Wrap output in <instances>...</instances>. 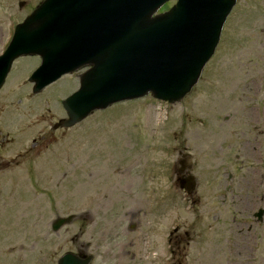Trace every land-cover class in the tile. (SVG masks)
Listing matches in <instances>:
<instances>
[{"label": "rangeland", "instance_id": "374dc122", "mask_svg": "<svg viewBox=\"0 0 264 264\" xmlns=\"http://www.w3.org/2000/svg\"><path fill=\"white\" fill-rule=\"evenodd\" d=\"M42 1L0 0V54ZM39 66L19 59L0 89V132L9 135H0V264H39L49 223L72 212L90 214L93 249L108 264H241L234 240L231 261L232 235L264 257V221L237 232L244 214L264 210V0H237L197 85L175 105L147 96L53 133L89 68L33 94ZM181 152L199 182L191 200L177 182ZM234 195L248 199L246 211ZM176 226L192 239L176 243Z\"/></svg>", "mask_w": 264, "mask_h": 264}, {"label": "water", "instance_id": "95a60500", "mask_svg": "<svg viewBox=\"0 0 264 264\" xmlns=\"http://www.w3.org/2000/svg\"><path fill=\"white\" fill-rule=\"evenodd\" d=\"M168 1L44 0L16 27L0 57V89L23 56L42 60L30 78L35 94L89 67L79 76V89L63 101L67 119L54 129L71 128L97 110L149 94L181 102L213 56L236 0H177L156 15ZM190 186L189 194L196 183ZM69 221L55 222L54 230ZM59 264L78 263L68 254Z\"/></svg>", "mask_w": 264, "mask_h": 264}, {"label": "flooded vegetation", "instance_id": "af4514ba", "mask_svg": "<svg viewBox=\"0 0 264 264\" xmlns=\"http://www.w3.org/2000/svg\"><path fill=\"white\" fill-rule=\"evenodd\" d=\"M55 133V132H53ZM0 135H2V132H0ZM9 135L7 136L2 135V141L1 143H4L8 139ZM44 140V137H40V139L36 140L34 139L32 144L30 145V149L34 150L39 147L40 143ZM48 143V142H47ZM189 155H185L181 157V160L179 161V165L181 166L180 170L178 171L177 175V181L179 187L185 183L186 179L190 178L192 175L191 168L192 163L186 164V157ZM231 189H236L231 186ZM232 192H236V190H233ZM234 200L232 201L236 205H240L244 208L246 211L247 206L249 205L248 199L233 196ZM194 196H189L188 199H193ZM194 200L192 202V205H196L199 201L195 202ZM120 204L118 203L117 206ZM262 208H258L257 212H254L250 219H248V215L244 214V219L247 221L242 222L240 225H242L241 229H237L238 233H249L254 225H260L264 221V212L262 216H259L260 210ZM263 210V209H262ZM264 211V210H263ZM72 217V222L68 225H65L64 227L60 228L57 232L53 231V222L56 220H52L48 225V237L49 239L42 238L39 242V253H38V259L39 264H59L60 260L68 255L71 254L73 258L77 261L78 264H98L100 262L101 264H108L107 259H103L101 255H103V251H101L99 255L98 249H93V235H90L88 232L90 231V227L92 224V218L90 217V214L88 213H76L72 212L68 215L64 216H70ZM59 216H56L58 218ZM235 218H232V221ZM247 226V228H245ZM257 226V227H258ZM46 228L45 227L42 230V234H46ZM132 228V226H131ZM130 228V229H131ZM185 235V241H189L192 238L190 237V234L187 232L180 233V229L178 227L173 228V232L170 234V238H175L176 243H181L183 241L182 235ZM236 234V230H235ZM43 236V235H42ZM235 235L231 236L229 248L230 252L231 250L234 252L236 248H238L239 245L231 244V241L234 240L237 244H240V249L236 252L234 255V259L236 258L238 261H240L241 264H264V257L261 255H257L255 253L250 254L251 252L255 251L254 248H249L250 242H245V245L240 242L239 239L234 237ZM234 237V238H233ZM48 243L51 245V247L48 245ZM262 243H264V235L260 236V239L258 241V247L260 250H262ZM47 246L50 248L47 251ZM257 247V250H258ZM256 250V251H257ZM259 251V250H258ZM257 251V252H258ZM261 253V252H260ZM99 258V260H98ZM233 259L232 252H231V261ZM176 260V259H175ZM234 264H236L237 261L233 260ZM232 261V262H233ZM174 264H177V261H173Z\"/></svg>", "mask_w": 264, "mask_h": 264}, {"label": "bare ground", "instance_id": "6f19581e", "mask_svg": "<svg viewBox=\"0 0 264 264\" xmlns=\"http://www.w3.org/2000/svg\"><path fill=\"white\" fill-rule=\"evenodd\" d=\"M254 150V149H253ZM254 152V151H253Z\"/></svg>", "mask_w": 264, "mask_h": 264}, {"label": "clouds", "instance_id": "9594fccd", "mask_svg": "<svg viewBox=\"0 0 264 264\" xmlns=\"http://www.w3.org/2000/svg\"><path fill=\"white\" fill-rule=\"evenodd\" d=\"M98 260H99V258H98Z\"/></svg>", "mask_w": 264, "mask_h": 264}]
</instances>
